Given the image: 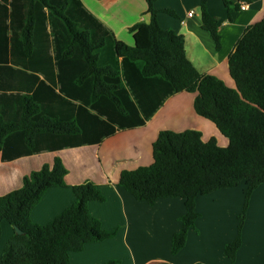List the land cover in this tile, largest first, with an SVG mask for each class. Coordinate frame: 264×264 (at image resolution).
<instances>
[{
  "label": "trees",
  "instance_id": "trees-1",
  "mask_svg": "<svg viewBox=\"0 0 264 264\" xmlns=\"http://www.w3.org/2000/svg\"><path fill=\"white\" fill-rule=\"evenodd\" d=\"M154 1L147 0L151 20L130 28L134 43L128 44L82 0H0L2 159L98 144L117 129L145 124L170 96L196 93L195 111L215 123L229 144L223 147L215 137L205 141L195 129L162 130L153 143V162L123 170L118 184L150 205L185 199L182 227L172 239L177 254L200 216L197 197L246 182L238 234L224 250L234 261L249 202L264 184V16L245 29L229 56L231 87L194 66L184 35L160 25ZM224 3L230 13L231 2ZM202 27L220 50L219 23L207 0ZM67 172L56 157L52 166L24 177L22 187L0 195V239L3 220L23 231L8 240L0 264H76L71 252L117 235L119 227L105 229L89 210L90 202L106 200L90 180L72 186L75 201L52 221L32 220L49 188L67 186Z\"/></svg>",
  "mask_w": 264,
  "mask_h": 264
},
{
  "label": "crops",
  "instance_id": "crops-1",
  "mask_svg": "<svg viewBox=\"0 0 264 264\" xmlns=\"http://www.w3.org/2000/svg\"><path fill=\"white\" fill-rule=\"evenodd\" d=\"M229 1L232 4L230 13L224 0H207L209 12L219 23L223 41L220 50L216 48L211 34L202 27V0H155L154 8L158 10L157 19L164 29L184 35L187 57L201 73L213 74L235 87L229 71V56L245 29L263 18L264 0ZM82 2L113 31L117 39L128 44L134 43L130 28L139 22L151 20L147 0ZM244 2L248 7L241 9ZM191 11L194 15L188 16ZM195 97L196 93H176L167 98L145 124L117 129L98 144L46 151L12 161H3L0 151V195L22 187L24 177L46 164L52 166L55 158L60 157L68 171L65 176L67 186L49 188L33 209L32 220L43 225L52 221L75 201L72 186L90 180L106 196L104 202L89 203L91 214L101 221L105 229L119 227L115 237L88 243L82 251L71 252L72 263L104 264L117 260L116 264H154L158 261L171 264H263L264 223L246 224L243 244L233 261L225 255L224 250L226 244L236 238L238 231L224 233L217 222L201 223L199 226L200 215L189 230L185 247L173 254L172 239L182 227L180 218L186 213L185 199L161 198L150 205L146 201L136 200L118 184L123 170H133L153 162V143L162 130L195 129L201 131L205 141L215 137L219 145L226 147L229 144L228 138L215 123L197 114ZM242 183L234 188L199 195L196 209L200 212L206 209L211 211L220 207L223 200L235 201ZM1 229L0 257L15 227L3 220Z\"/></svg>",
  "mask_w": 264,
  "mask_h": 264
},
{
  "label": "rangeland",
  "instance_id": "rangeland-1",
  "mask_svg": "<svg viewBox=\"0 0 264 264\" xmlns=\"http://www.w3.org/2000/svg\"><path fill=\"white\" fill-rule=\"evenodd\" d=\"M240 189L236 192L235 201L223 200L220 207L214 208L211 211H208L207 209L202 210L201 212L203 214H201V212L197 209L201 215V220L198 219L199 226H201V223L205 225L217 222L221 225L224 233L238 231L240 217L243 214L245 194L247 190L245 182L242 183ZM254 222L264 223V184L260 185L251 197L244 220L243 230L247 223L253 225Z\"/></svg>",
  "mask_w": 264,
  "mask_h": 264
},
{
  "label": "built area",
  "instance_id": "built-area-1",
  "mask_svg": "<svg viewBox=\"0 0 264 264\" xmlns=\"http://www.w3.org/2000/svg\"><path fill=\"white\" fill-rule=\"evenodd\" d=\"M248 7V4L247 3H242V5H241V9H246ZM194 15V12L193 11H191V12H189L188 13V16H193Z\"/></svg>",
  "mask_w": 264,
  "mask_h": 264
},
{
  "label": "water",
  "instance_id": "water-1",
  "mask_svg": "<svg viewBox=\"0 0 264 264\" xmlns=\"http://www.w3.org/2000/svg\"><path fill=\"white\" fill-rule=\"evenodd\" d=\"M15 230L18 234H22L23 231L18 227V226H15Z\"/></svg>",
  "mask_w": 264,
  "mask_h": 264
}]
</instances>
